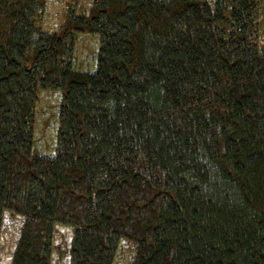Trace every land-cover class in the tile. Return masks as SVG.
<instances>
[{
  "label": "trees",
  "instance_id": "obj_1",
  "mask_svg": "<svg viewBox=\"0 0 264 264\" xmlns=\"http://www.w3.org/2000/svg\"><path fill=\"white\" fill-rule=\"evenodd\" d=\"M260 0H94L59 33L37 0H0L3 213L22 219L11 264H264ZM81 34L97 68H75ZM61 92L57 147L37 154L38 94Z\"/></svg>",
  "mask_w": 264,
  "mask_h": 264
},
{
  "label": "rangeland",
  "instance_id": "obj_2",
  "mask_svg": "<svg viewBox=\"0 0 264 264\" xmlns=\"http://www.w3.org/2000/svg\"><path fill=\"white\" fill-rule=\"evenodd\" d=\"M42 10L37 14L36 25L46 33H59L67 20L69 9L78 15H87L94 0H37ZM211 5L215 0H207ZM259 46L264 49V0L259 6ZM100 41L97 35L81 34L75 41V68L83 72H94ZM62 97L60 91L42 90L38 94L35 118V145L37 154L53 156L57 147L58 117ZM0 264H11L16 242L22 225L20 216L12 212L3 213ZM73 227L56 223L53 237L52 264H69L68 253L73 239ZM130 253L121 250L114 264H130Z\"/></svg>",
  "mask_w": 264,
  "mask_h": 264
}]
</instances>
